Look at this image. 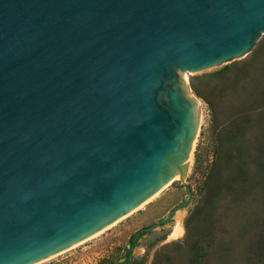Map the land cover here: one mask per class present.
I'll use <instances>...</instances> for the list:
<instances>
[{"label": "water", "instance_id": "95a60500", "mask_svg": "<svg viewBox=\"0 0 264 264\" xmlns=\"http://www.w3.org/2000/svg\"><path fill=\"white\" fill-rule=\"evenodd\" d=\"M263 30L264 0H0V264L68 245L180 171L195 128L181 70ZM182 182L187 198L139 230L188 202Z\"/></svg>", "mask_w": 264, "mask_h": 264}, {"label": "rangeland", "instance_id": "374dc122", "mask_svg": "<svg viewBox=\"0 0 264 264\" xmlns=\"http://www.w3.org/2000/svg\"><path fill=\"white\" fill-rule=\"evenodd\" d=\"M247 63L251 64L246 71L248 81L245 85H233V67ZM263 63L264 30L242 55L205 68L185 69L187 86L199 101V121L192 140L191 160L182 178L191 191L188 202L178 211L183 213V230L177 237L170 236L176 214L163 224L141 230L130 247V258L139 259L133 264H189L194 241L207 247L205 264H264V181L258 174L261 167L257 165L261 162L264 166V150L254 153L253 146L243 149L248 145V132L243 138L240 135L229 138L223 133L232 114L246 108L259 111L258 102L247 105L253 103H250L252 92L264 80ZM209 73L207 80L217 108L214 116L189 83L192 76ZM256 129L257 125L251 131ZM226 148L231 153L229 160L223 155ZM213 153L216 156L211 167ZM237 164L242 171L232 183L231 189L235 192H231L225 185L226 176ZM182 180L173 179L140 206L95 233L29 264H97L101 258L122 263L129 247L128 236L166 216L173 206L187 198Z\"/></svg>", "mask_w": 264, "mask_h": 264}, {"label": "trees", "instance_id": "16d2710c", "mask_svg": "<svg viewBox=\"0 0 264 264\" xmlns=\"http://www.w3.org/2000/svg\"><path fill=\"white\" fill-rule=\"evenodd\" d=\"M232 65V64H231ZM225 66L224 69L230 67ZM248 66H251V64H245V65H240L233 67V75H232V80L233 85H245L246 82L248 81L247 78L249 75L246 74ZM264 66V63H263ZM224 69L221 71H218V73H221ZM212 73V72H211ZM209 74H200V75H194L190 78L189 83L190 86L193 90V92L197 95L200 96L206 103L207 106L211 112V114L214 116V114L217 112V108L215 105V99H213V92L211 91L212 89L210 88L208 84ZM217 73V72H215ZM253 97L250 100V103L253 102L250 105L247 106H252L255 103H259V111L253 112L252 110L246 108L245 111L244 109L241 110V113L237 114H232L229 117V120L225 123V126L223 128V133H225L226 136L229 138H233L236 135H240V138H243L245 132L249 133V137H247V146L244 145L243 149L244 150H249L251 146H253L254 153H261L262 150H264V80H261L259 88H256L254 92H252ZM246 106V107H247ZM230 109V107H229ZM256 118V120H253V118ZM255 121V123H254ZM257 125V129L253 130L254 132L251 131V129ZM235 150H238V147L235 146ZM240 152V151H237ZM214 154V153H213ZM224 157L229 160L231 158V153L228 148L225 149L224 152ZM215 156L211 161V167L215 163ZM256 156H258L256 154ZM195 160H197L198 156L195 154ZM259 162L257 165L260 166V170L258 172L260 178L262 181H264V166L263 164ZM232 169V168H231ZM241 169L240 165L237 164L236 168L234 170H231L229 174L226 176L227 180L225 181V185H227V189L229 188V191L235 192L234 188L231 189L232 183L236 181L237 176L241 174ZM141 233V230H135L128 236V243L129 247L126 249L125 254H124V259L122 260V263L124 264H133L135 261L139 260L138 258H128V253L130 251V247L134 244L135 238L138 234ZM208 234V233H207ZM192 250L193 253L189 259V264H205L204 259L205 255L207 254V247L200 243L199 241H194L192 243ZM112 260H106L104 258H101L100 261L97 264H112Z\"/></svg>", "mask_w": 264, "mask_h": 264}, {"label": "bare ground", "instance_id": "6f19581e", "mask_svg": "<svg viewBox=\"0 0 264 264\" xmlns=\"http://www.w3.org/2000/svg\"><path fill=\"white\" fill-rule=\"evenodd\" d=\"M182 71V73H183V76H184V79H185V81H186V73L187 72H185L186 70H181ZM188 87V86H187ZM188 89H189V87H188ZM189 92H190V95H191V97H192V100H193V103H194V105H195V110H194V116H193V121H194V126H195V128H194V133H193V136H192V138H191V141H190V146H189V149H188V155H187V161H186V164L185 165H182L181 166V170L179 171L178 169H176V170H174L173 171V174H172V176L169 178V180L168 181H166L165 183H163L156 191H154L152 194H150L147 198H145L144 200H142L141 202H139L137 205H135L134 207H132L131 209H129L128 211H126L125 213H128L129 211H131V210H133L134 208H136V207H138V206H140L143 202H145L146 200H148L149 198H151L152 196H154L161 188H163L165 185H167L168 183H170L173 179H176V178H179L180 177V179H182L183 178V175H184V173L186 172V169L188 168V165H189V163H190V160H191V151H192V147H193V143H192V140H193V138H194V136H195V133H196V129H197V124H198V121H199V101L194 97V95L191 93V91H190V89H189ZM181 208H179V209H176L175 210V212L173 213V216H172V218L174 217V215H175V224L173 225V227H172V231H171V234H170V236H172V237H177V236H179L181 233H182V230H183V227H182V215H183V213L181 214V213H179L178 211L180 210ZM125 213H123V214H125ZM124 216V215H123ZM120 219V218H119ZM115 220V219H114ZM113 220V221H114ZM113 221H111V222H113ZM110 223V222H109ZM109 223H107V224H109ZM107 224H105V225H103V226H101L100 228H98V229H96V230H94V231H92L91 233H89V234H87V235H85V236H83V237H80V238H78V239H76V240H74V241H77V240H80V239H82V238H84V237H86V236H89V235H91V234H93V233H95L96 231H98L99 229H101L102 227H104V226H106ZM74 241H72V242H74ZM77 243V242H76ZM70 244V243H69ZM60 249V248H59ZM59 249H57V250H59ZM56 251V250H55ZM53 253H54V251H53ZM37 261V260H36Z\"/></svg>", "mask_w": 264, "mask_h": 264}]
</instances>
